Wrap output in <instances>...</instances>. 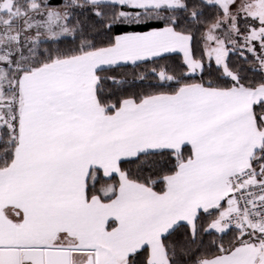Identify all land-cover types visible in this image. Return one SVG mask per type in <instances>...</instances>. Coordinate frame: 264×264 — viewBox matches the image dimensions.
<instances>
[{
	"label": "snow or ice",
	"instance_id": "6c2138e0",
	"mask_svg": "<svg viewBox=\"0 0 264 264\" xmlns=\"http://www.w3.org/2000/svg\"><path fill=\"white\" fill-rule=\"evenodd\" d=\"M0 264H264V0H0Z\"/></svg>",
	"mask_w": 264,
	"mask_h": 264
},
{
	"label": "trees",
	"instance_id": "16d2710c",
	"mask_svg": "<svg viewBox=\"0 0 264 264\" xmlns=\"http://www.w3.org/2000/svg\"><path fill=\"white\" fill-rule=\"evenodd\" d=\"M236 58L235 57H233V60H235ZM179 62V57L178 56H175L171 61H169V63H178ZM122 71H125V72H132L133 71V69H131L130 67L129 68H125V69H123ZM136 71H139V70H136ZM154 82V81H153Z\"/></svg>",
	"mask_w": 264,
	"mask_h": 264
}]
</instances>
